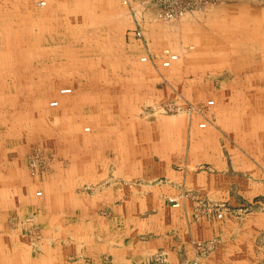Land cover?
I'll use <instances>...</instances> for the list:
<instances>
[{"label": "crops", "instance_id": "0c3cea01", "mask_svg": "<svg viewBox=\"0 0 264 264\" xmlns=\"http://www.w3.org/2000/svg\"><path fill=\"white\" fill-rule=\"evenodd\" d=\"M23 1L31 7L24 9L22 0H14V6L0 0V41H38L35 47L46 49L53 41H108L111 44L117 26L123 24L126 28L128 20L125 13L117 10L116 0H46L48 5L42 8L34 6V0ZM228 8L210 7L206 16L225 14L227 17ZM130 9L134 15L128 14L127 24H135V36L137 30L141 31L139 37H144L143 41L148 44L163 38L157 8L141 5ZM22 20L28 29H21ZM189 21L190 18L186 19L182 28H188ZM263 23L264 18L259 17L253 29L264 28ZM144 26L155 28L154 35H144ZM25 32L27 35L22 36ZM33 53L36 52L33 50ZM142 56L150 59L149 53ZM0 57L4 58V51ZM36 61L31 60L32 66L24 75L20 74L21 69L10 73L0 71V264H154V255L160 252L172 264L191 252L192 241L200 235L197 222H205L206 235L223 237L213 260L206 264L236 263L221 259H226L223 254L228 253V245L243 244L238 242L240 236L229 228L214 231L216 219L211 216L198 219L190 208L197 205L195 192L227 203L232 189L228 181L230 163L215 143L217 135L209 132L205 136L206 132L197 127L201 116L207 120L203 116L206 113L193 119L162 113L151 116L143 111V97L123 96L120 87L119 91L111 90L110 98L105 100L98 87L83 90L60 86L59 96L49 101L51 107L48 97L37 96L40 102L36 107L39 113L34 116L36 124L42 117V109L45 125L52 124L53 120L61 126L90 120L95 127L93 141L98 138L102 146L92 149L86 143L92 136L85 137L76 130L72 135L46 134L41 143L45 153L54 152V156L46 161L44 154L45 161L32 173L28 152H22L14 142V135L6 134L2 126H10L4 118V95L17 92L16 88L6 85L5 78L44 77L43 86L34 85L28 92L54 93V73L48 66L52 59L45 57L42 61L45 66L38 68ZM187 73H171L176 82H165L164 73L145 69L131 70L125 77L141 80V83L133 81L135 89L149 91L150 88L159 96L166 92L174 96L179 92L177 88L189 93L201 86L198 92H203L199 76L194 73L192 77L186 76ZM114 76L123 77L116 73ZM147 78L154 80L150 84ZM63 89L70 91L63 92ZM71 94H76L74 102L63 100V95ZM55 100L58 103L52 105ZM60 100L64 102L61 104ZM58 106L63 111L61 119L52 115V108ZM210 135L212 139L208 138ZM30 147L34 151L35 145ZM184 191L191 193L182 194ZM170 196L177 197L179 207L189 213L186 227L173 229L167 221V228H161L159 223L155 232L146 229L142 223L150 218L167 220L168 211L176 207L169 201ZM151 207L155 208L154 212H150Z\"/></svg>", "mask_w": 264, "mask_h": 264}, {"label": "rangeland", "instance_id": "374dc122", "mask_svg": "<svg viewBox=\"0 0 264 264\" xmlns=\"http://www.w3.org/2000/svg\"><path fill=\"white\" fill-rule=\"evenodd\" d=\"M4 1L5 5L14 6V0ZM40 1L32 2L39 8L48 5L46 0L45 4H41ZM24 2L23 0L21 2L24 9L31 7ZM19 3L17 1L15 5L18 6ZM105 4L107 5V2ZM114 5L118 11L127 15V23L128 14L134 15L130 12L133 6L146 5L157 8L155 0H128V3L127 0H116ZM227 6L230 7L227 17L225 14L206 16V11L210 7L222 9ZM263 11L264 0H209L201 8L174 19L162 18L158 10L160 32L165 35L163 34L159 41L157 39L149 41L150 44L143 41L144 37H139L141 34H138V30L136 36L134 35L135 24L127 23L126 28L123 24L122 27L117 26L115 39L111 44L108 41H53L54 44L46 49L40 45L36 48L35 45L40 43L38 41H0V53L4 51V58L0 57V61H4V64L0 62V71L10 73L14 69L16 71L21 69L20 74L24 75L32 66L31 60H37L35 64L38 68L45 66L42 61L49 57L52 62H49L48 66L52 67L54 73L52 77L54 93L46 95L28 92L34 85L43 86L44 77L31 79L21 76L4 79L6 85L16 88L17 92L4 95V118L10 126H2V130H5L6 134L14 135L15 144H19L22 152H28L30 157L28 164L31 172L35 173L36 167L45 161L44 154L47 156L46 161L54 156V152L50 155L45 153L46 149L41 143L47 138L46 134L54 137L62 133L72 135L76 130L85 137L92 136L86 141L92 149H99L102 146L98 138L93 141L95 127L90 120L68 126H61L56 123L59 121L53 120L52 124L45 125L43 118L45 110L42 109L40 111L42 117L36 124L34 116L39 113L36 110L40 102L38 97L42 99L48 97L47 103L50 106V99L59 96L57 90L60 86H72L83 90L98 87L101 98L105 100L110 98L111 90L119 91L120 87L123 92L117 94L123 96L138 94L140 98L143 97L141 101L145 105L143 111L151 116L162 113L184 115L193 119L196 115L206 113L203 116L207 120L201 116L197 127L206 132L205 136L209 132L217 135L215 143L228 157L230 163L228 181L232 189L229 190V203L210 199L195 192L197 205L190 208L194 209L193 214L198 219L204 216L216 219L213 223L214 231L229 228L235 231L233 232L235 235L240 236L238 242L243 244L228 245L226 247L228 253L223 254L226 259L221 260L228 263L233 261L264 264V28L253 29L259 17L261 20L264 18ZM188 18H190L188 28H182L184 26L181 25L185 24ZM7 22L6 20V25ZM147 26L143 27L144 35H154L155 28ZM137 27L141 26L137 24ZM21 29H28V24L24 20L21 21ZM22 34L27 35L26 32ZM6 39H9V33H6ZM169 52L176 53L178 59L170 66H165L163 60L167 58ZM146 53H149L150 59L142 60V55ZM141 69L154 71L155 74L164 73L165 82H176L177 78L171 74L176 71L188 72L186 76L191 75L190 77L194 73L199 76L198 79L204 86L203 92H198L201 86L189 93L177 88L179 92L174 96L167 95V92L159 96L150 88L149 91L137 90L132 83L140 79H130L125 75L131 70ZM114 73L123 77L114 76ZM147 80L151 84L154 78ZM62 98L64 101L67 99L74 102L76 94L63 95ZM63 100H60L61 104ZM210 100L213 101L212 104L208 103ZM52 109L53 117L61 119L63 111L59 106ZM81 117L83 119L85 116ZM202 123L204 126H201ZM208 138L212 139V136ZM34 145V151L32 148L31 153L30 146ZM188 193L191 192H182L185 195ZM169 201L176 207L168 211L165 217L167 220L161 222L150 218L148 222L142 223L146 229L155 232L159 223L161 228H167V221L173 229L186 227L189 213H186L183 207H179L180 200L177 197L170 196ZM154 209L151 207L150 212H154ZM219 213H222L221 217L218 216ZM204 223H196L200 235L192 241L194 246L191 252L185 254L179 262L172 264H206L213 260L223 237L218 234L206 235ZM133 225L139 227L138 223ZM153 263L171 264L162 252L154 255Z\"/></svg>", "mask_w": 264, "mask_h": 264}, {"label": "built area", "instance_id": "2783aa9c", "mask_svg": "<svg viewBox=\"0 0 264 264\" xmlns=\"http://www.w3.org/2000/svg\"><path fill=\"white\" fill-rule=\"evenodd\" d=\"M209 0H155V4L159 10V15L164 19H174L185 15L188 12L195 11L201 8ZM45 0H41V4H45ZM140 35L141 32L139 31ZM147 57L143 56L142 60H146ZM178 59V55L173 52H169L166 59L163 60V65L170 66L174 61ZM63 92L70 91V89H63ZM58 102L52 101V105H56ZM209 104H212L213 101H208ZM204 126V123L201 124ZM219 217L222 216V213L218 214Z\"/></svg>", "mask_w": 264, "mask_h": 264}]
</instances>
